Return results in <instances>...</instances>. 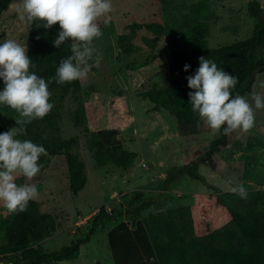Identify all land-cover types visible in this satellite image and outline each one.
I'll list each match as a JSON object with an SVG mask.
<instances>
[{"label":"rangeland","instance_id":"374dc122","mask_svg":"<svg viewBox=\"0 0 264 264\" xmlns=\"http://www.w3.org/2000/svg\"><path fill=\"white\" fill-rule=\"evenodd\" d=\"M201 1L211 13L206 21L209 48L231 45L252 35L255 20L249 15L247 0H112L109 22L105 24L103 17L97 21L103 35L94 39L93 47L100 65L81 80L79 90L58 103L56 130L46 133L68 142L69 151L83 162V189L76 195L69 191L64 155L53 158L30 182L19 174L16 178L18 185L35 184L39 196L34 201L39 209L57 219L52 235L36 245L42 251L70 245L83 235L90 216L101 208L120 210L136 191L150 203L139 218L154 246L199 243L218 247L241 239L228 209L236 197L228 195L231 191L226 181L242 183L247 192L264 189V109L255 110V125L249 132L232 133L220 153L205 157L220 134L213 135L202 122L180 129L173 115L140 96L168 84L166 37L137 30L131 44L139 50L127 56L117 45L120 35L130 33L126 27L132 23L154 22L177 30L183 19L189 20L188 7ZM255 1L264 13V0ZM17 3L13 0L0 15V43L13 39L26 47L29 24L17 19ZM144 38L155 42V47ZM261 53L264 55V50ZM253 92L264 96V71L255 75L243 96L254 107ZM6 107L0 104V127H5L7 120L18 127V117L9 116ZM78 107L84 109L85 121L76 127L72 116ZM100 130H116L124 148L136 155L129 169L95 165L89 140ZM5 131L0 128V134ZM185 166L192 167L186 170ZM3 211L7 212L0 206ZM116 223L105 222L73 260L50 264H112L106 232Z\"/></svg>","mask_w":264,"mask_h":264},{"label":"trees","instance_id":"16d2710c","mask_svg":"<svg viewBox=\"0 0 264 264\" xmlns=\"http://www.w3.org/2000/svg\"><path fill=\"white\" fill-rule=\"evenodd\" d=\"M13 0H0V15L6 11ZM249 15L255 20L252 35L231 45L209 48L206 43L207 23L211 13L205 1L188 7V21L182 20L177 30L166 28L158 23H132L126 27L129 34L120 35L117 45L124 56L138 52L131 41L137 30L146 29L157 36L166 37V60L168 64V84L161 89H152L140 94L148 99L157 109H164L173 115L179 126L185 128L197 124L199 117L194 114L189 104L186 77L193 75L199 67V57L212 59L219 68L238 77L233 96H244L250 90L254 77L264 71V13L255 0H247ZM29 25L27 37V55L35 67L29 71L46 80L55 75L56 68L62 59L71 55L68 41L54 47V40L60 31L59 24L50 29ZM180 30V31H179ZM39 37V39L37 38ZM143 41L155 47V42L144 38ZM190 65L187 72L184 65ZM0 79V91L3 90ZM81 80L58 85H49L50 103L53 109L43 119H37L25 125L26 134L19 139L31 140L42 145L49 156H41L38 163L42 164L40 173L49 167L53 158L64 155L67 165L68 188L76 195L86 182L83 162L68 149V142L62 141L56 134L46 135L47 130H56L58 112L57 105L72 91L79 90ZM7 114L18 113L6 107ZM74 125L84 124L85 112L78 107L72 116ZM13 126L6 121V130ZM223 129H221L222 133ZM228 136L220 134L211 142L205 157L220 153L228 145ZM73 141V140H71ZM89 146L92 150L95 165L103 168L113 165L115 168L127 170L133 164L135 154L126 150L116 130H100L91 135ZM192 166H185L188 169ZM194 167V166H193ZM190 176L193 174L188 171ZM39 173V174H40ZM169 177V174L166 178ZM247 198L236 199L228 204V209L241 235V239L223 246H207L199 243H181L154 246L140 220V214L150 206L144 201L140 191L133 193V199L118 211L107 212L99 209L90 216L85 224V232L70 245L58 251L44 252L36 245L55 231L57 219L51 214L42 213L37 202L30 201L26 211L19 214L0 212V263L11 264H50L52 262L71 261L79 254L80 247L88 243L91 237L101 229L105 222H117L106 232L107 248L112 264H264V189L248 191ZM160 205V204H158ZM121 219V220H120ZM120 220V221H119Z\"/></svg>","mask_w":264,"mask_h":264},{"label":"clouds","instance_id":"9594fccd","mask_svg":"<svg viewBox=\"0 0 264 264\" xmlns=\"http://www.w3.org/2000/svg\"><path fill=\"white\" fill-rule=\"evenodd\" d=\"M112 8V0H18L16 4L15 12L20 22L29 25L38 22L36 27L45 29L58 23L60 31L54 47L60 48L71 41V55L62 59L55 75L46 80L29 71L35 65L25 46L13 39L0 43V79L4 84L0 104L15 110L20 117L15 120L18 127L0 134V206L10 214L26 211L29 202L39 196L35 184L18 185L17 174L32 181L43 167L38 163L40 157L49 156L42 145L18 137L26 134L25 125L43 119L53 109L54 104L49 102L51 83L63 85L82 80L93 67H99L100 59H94L97 49L93 41L103 33L97 21L103 17L107 24ZM189 67L185 64L184 71ZM186 80L188 88L192 89L188 92L191 110L199 117L197 126L202 122L213 135L249 132L255 125V110L264 109V96L259 93H251L254 107L245 97L233 96L238 77L219 68L209 57H199V67ZM226 183L232 194L247 198L242 183L235 184L231 180Z\"/></svg>","mask_w":264,"mask_h":264}]
</instances>
